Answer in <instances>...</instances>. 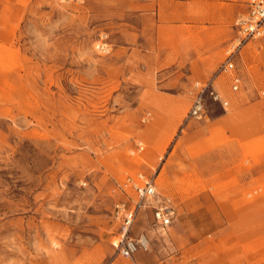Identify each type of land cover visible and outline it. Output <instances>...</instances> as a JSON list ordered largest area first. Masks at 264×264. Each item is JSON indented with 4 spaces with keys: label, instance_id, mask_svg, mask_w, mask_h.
<instances>
[{
    "label": "rangeland",
    "instance_id": "1",
    "mask_svg": "<svg viewBox=\"0 0 264 264\" xmlns=\"http://www.w3.org/2000/svg\"><path fill=\"white\" fill-rule=\"evenodd\" d=\"M246 1L0 0V264H264V40L239 43ZM137 173L175 217L140 210L129 236L149 242L127 258L112 212Z\"/></svg>",
    "mask_w": 264,
    "mask_h": 264
},
{
    "label": "built area",
    "instance_id": "2",
    "mask_svg": "<svg viewBox=\"0 0 264 264\" xmlns=\"http://www.w3.org/2000/svg\"><path fill=\"white\" fill-rule=\"evenodd\" d=\"M235 27L241 41L264 40V0H247L246 11L235 21ZM222 71L231 73V89L239 90L242 84V77L232 59L228 58L221 67ZM208 89V85L200 87L199 92L193 100L190 114L197 117L204 111L202 92ZM214 100L222 101L221 97L214 90L210 91ZM264 95V91L262 92ZM225 104V102H222ZM137 151L142 150L140 143L136 145ZM134 152V150L132 151ZM119 188L126 195V199L120 200L114 204L112 216L119 223L120 238L115 245L118 253L130 258L138 249H147L148 242L129 236V231L135 217L140 210L147 206L153 209V225L165 229L168 227L174 217L175 210L169 198L161 196L156 188L154 177L137 173L134 176H128L119 184Z\"/></svg>",
    "mask_w": 264,
    "mask_h": 264
},
{
    "label": "bare ground",
    "instance_id": "3",
    "mask_svg": "<svg viewBox=\"0 0 264 264\" xmlns=\"http://www.w3.org/2000/svg\"><path fill=\"white\" fill-rule=\"evenodd\" d=\"M141 240L143 241V242H149V240L147 239V237L144 235V234H141ZM116 245H117V243H116Z\"/></svg>",
    "mask_w": 264,
    "mask_h": 264
}]
</instances>
